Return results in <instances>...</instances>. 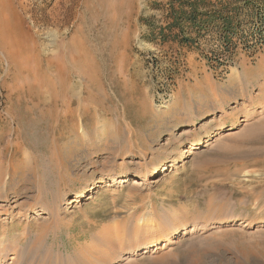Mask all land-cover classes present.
<instances>
[{
    "label": "rangeland",
    "instance_id": "374dc122",
    "mask_svg": "<svg viewBox=\"0 0 264 264\" xmlns=\"http://www.w3.org/2000/svg\"><path fill=\"white\" fill-rule=\"evenodd\" d=\"M180 1L0 0L31 36L0 42V264H264V30L205 0L230 43L180 44Z\"/></svg>",
    "mask_w": 264,
    "mask_h": 264
},
{
    "label": "trees",
    "instance_id": "16d2710c",
    "mask_svg": "<svg viewBox=\"0 0 264 264\" xmlns=\"http://www.w3.org/2000/svg\"><path fill=\"white\" fill-rule=\"evenodd\" d=\"M237 1L249 18L257 20L260 23L258 32L262 34L264 30V0H232V4H235ZM218 3L220 4L221 1ZM205 4V0L180 1L178 8L171 7L173 21L166 28L171 29L175 27L178 29V33L174 35V38L179 39L178 42L180 44H187L196 40L195 37H191L185 33L186 28L184 23H188L189 27L197 35L196 37H198L200 30L206 29L208 25H211L220 34L222 43L225 45L230 43L239 25V22L236 20L238 8L235 6L230 8V5L227 4L221 9H215L212 6L214 9L201 11V7H206Z\"/></svg>",
    "mask_w": 264,
    "mask_h": 264
},
{
    "label": "bare ground",
    "instance_id": "6f19581e",
    "mask_svg": "<svg viewBox=\"0 0 264 264\" xmlns=\"http://www.w3.org/2000/svg\"><path fill=\"white\" fill-rule=\"evenodd\" d=\"M3 15H9L10 19H1L0 20V42H2L5 47L7 46L10 51L13 50L14 48H19V47L24 46V44L27 43V41L30 42L31 36H29L27 34V31H26L24 25L22 23L18 24V22L14 21V19L16 17V13L12 10L11 6H5L4 4H0V17ZM37 55L40 58L39 52H37ZM42 61H44V60H42ZM47 69H50L49 66H47ZM39 73H40L39 75H41V77L44 78V80L46 79V76H48L46 72L42 73V71L41 72L39 71ZM51 87H52V91H53L52 93H53V97H54L57 95V94L55 95L56 89H55L54 84ZM49 89L51 90V88H48V90ZM57 93H58V91H57ZM67 111L70 112V109H68V107H67ZM201 144H202V141L198 140L196 143L190 144L188 146V149L186 151H183L182 153H187V155H191V152H193L194 150L199 148L201 146ZM184 163H187V161H184ZM169 166L170 165L166 164V165H163L159 170H154L150 174V178L154 179L157 174H161V173H163V171H167ZM126 181H127V178H124V182H126ZM132 185H134L137 188V187H140L142 184H141V182H138L136 180L135 181L132 180L131 186ZM230 223H232L231 220H221L219 225L230 224ZM153 227H154V225L149 224L150 229ZM8 230H9L8 233L5 232L4 236H2L3 239L5 240V242L8 241L10 239V237L12 236V234H10L11 229H9V227H8ZM172 236H173V233L167 234L166 236L165 235H160L157 237L153 236L145 244H143V245L139 244V245L134 246L132 249H130V251L128 253H126V255H128V256L129 255L130 256L137 255L139 252H142L143 254L151 253L154 250H156L158 247L163 245V243L165 244L167 242H170ZM0 240H1V238H0ZM17 245H20V243L18 242ZM125 258H122V260Z\"/></svg>",
    "mask_w": 264,
    "mask_h": 264
}]
</instances>
